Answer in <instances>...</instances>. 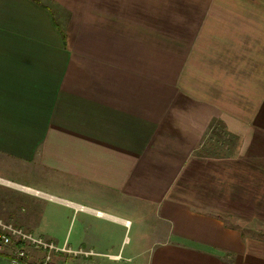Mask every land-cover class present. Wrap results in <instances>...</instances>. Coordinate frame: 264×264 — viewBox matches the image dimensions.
I'll return each instance as SVG.
<instances>
[{
    "label": "crops",
    "instance_id": "crops-1",
    "mask_svg": "<svg viewBox=\"0 0 264 264\" xmlns=\"http://www.w3.org/2000/svg\"><path fill=\"white\" fill-rule=\"evenodd\" d=\"M0 194L67 264H264V0H0Z\"/></svg>",
    "mask_w": 264,
    "mask_h": 264
},
{
    "label": "rangeland",
    "instance_id": "rangeland-1",
    "mask_svg": "<svg viewBox=\"0 0 264 264\" xmlns=\"http://www.w3.org/2000/svg\"><path fill=\"white\" fill-rule=\"evenodd\" d=\"M8 178L12 180H16L18 182H30V180L26 179L25 175H7ZM10 176V177H9ZM33 186H37L36 188H40L41 190H46L50 193L57 194L60 196H64L67 198H71L70 194H64V191L55 190L54 188H47L46 186L38 185L37 183ZM24 196L19 194L15 195H7V194H0V222L3 224L11 225L16 229L22 230L23 233L31 234L33 237H38L40 239L45 240L49 239L54 245L59 244L56 242L57 240H62L65 236L69 237V242L72 238V230H73V222L74 217L72 212L67 209H63L54 204H49L47 202L42 201L41 203L38 200L33 199L34 201L40 203L43 207H41V212H44V217L40 220V224L37 216L39 210V206L32 204L25 201ZM46 209H43L45 208ZM129 220H134L133 218L129 217ZM76 224V223H75ZM76 226V225H75ZM247 230L250 229L254 231L257 236H260V232L264 228L262 226H246ZM120 236L122 238H126L130 241L133 240L134 235V227L131 230H121ZM263 238L264 236L261 235ZM43 237V238H42ZM125 243V242H124ZM125 245V244H123ZM13 247L2 248V253L0 252V264L2 261L6 262L5 254H9L14 251ZM27 253L30 255V263L31 264H38L43 258L44 253L36 250L32 247L25 246ZM67 248V247H66ZM127 246H124L126 249ZM51 260L54 264H67L70 263L71 255L72 254H61L60 252H52ZM63 255H65L63 257Z\"/></svg>",
    "mask_w": 264,
    "mask_h": 264
},
{
    "label": "built area",
    "instance_id": "built-area-1",
    "mask_svg": "<svg viewBox=\"0 0 264 264\" xmlns=\"http://www.w3.org/2000/svg\"><path fill=\"white\" fill-rule=\"evenodd\" d=\"M15 247L14 251L7 254L5 264H31L30 255L25 246L32 247L44 253L38 264H54L51 260L52 252L74 254L70 249L58 248L52 242L33 237L31 234L23 233L11 225L0 222V252L2 248Z\"/></svg>",
    "mask_w": 264,
    "mask_h": 264
}]
</instances>
